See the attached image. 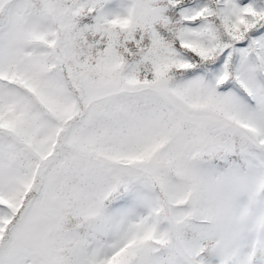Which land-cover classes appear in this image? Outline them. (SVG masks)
<instances>
[{"label":"snow or ice","instance_id":"snow-or-ice-1","mask_svg":"<svg viewBox=\"0 0 264 264\" xmlns=\"http://www.w3.org/2000/svg\"><path fill=\"white\" fill-rule=\"evenodd\" d=\"M0 264H264V0H0Z\"/></svg>","mask_w":264,"mask_h":264}]
</instances>
